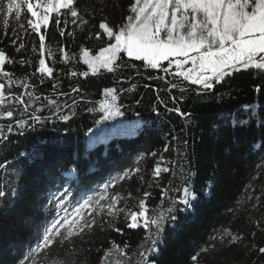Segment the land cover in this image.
Segmentation results:
<instances>
[{
  "label": "trees",
  "instance_id": "trees-1",
  "mask_svg": "<svg viewBox=\"0 0 264 264\" xmlns=\"http://www.w3.org/2000/svg\"><path fill=\"white\" fill-rule=\"evenodd\" d=\"M128 2L74 0L86 18L108 19L112 24L120 22L122 13L127 14ZM102 5L106 7L101 13ZM94 11L96 17L92 15ZM67 30L76 32L75 39L61 38L50 22L53 35L47 38L46 44L51 57L46 65L53 68L52 78L41 82L39 73L32 75L38 66V52L32 51L34 46L38 48L39 38H32L35 34L22 37L27 45L23 58L31 63L5 65L4 70L11 72L14 79H26L35 86L27 91L40 98L32 107L45 105L44 115L49 114L48 99L61 105L65 101L71 104L75 99L78 107L72 109L77 114L70 121L56 120L24 136L8 133V125L23 118L20 111L14 118L0 117V133L8 136V140L0 139V165L7 161L6 167H0V190L7 193L6 198H0V264H18L28 248L42 240L45 222L55 215V209L48 203L49 190L68 185L62 171L73 166L78 169L74 173L77 179L70 182L73 193L78 192V182L86 180L91 190L85 199H98L110 175L129 168L140 169L131 179L119 181L108 193H120L122 199L118 206L136 210L143 193L149 192L145 200L149 214L163 213L167 217L159 253L154 257L156 264H193V255H198L200 264H264V254L258 251L264 246V227L257 225V222L264 225V81L256 74L257 70H252L251 75L245 71L234 73L226 78L223 86L217 85L204 94H197L194 89L198 86L182 77L143 69V62L139 61L132 62L141 66L139 76L135 68L125 67L115 74L89 76L85 82L84 78L70 76L69 72L87 71V66L79 60L80 47L94 55L102 42L74 25L69 24ZM95 31H102L98 23ZM11 34L7 32L9 37ZM61 46L67 56L59 51ZM0 49L10 57L21 56L5 39L2 21ZM162 63L167 67L166 61ZM171 71H175L174 66ZM149 75L164 79H149ZM0 82L5 84L6 96L10 92L19 95L26 91L16 84L9 85L3 77ZM54 82L59 85L56 90L52 87ZM169 82L179 87L170 88ZM83 83L87 84V91L82 89L80 95L71 92L72 87ZM132 85H135L133 91H122ZM104 87L117 90V104L123 115L97 124L103 113L88 109H99L104 100ZM60 92L70 95L60 96ZM157 95L169 108L180 107L187 115L168 112L156 103ZM173 96L177 98L176 103ZM136 99L141 103L136 104ZM24 100H28L27 95ZM154 106L158 112L152 110ZM3 107L6 109L9 105ZM138 121L143 127L135 135L128 134L130 126ZM90 129L96 134L92 140ZM173 136L177 139H172ZM165 145H168L167 151ZM157 164L169 171L154 175ZM185 188L191 205L187 210L182 203ZM14 189L15 197L12 196ZM256 197H260L259 204ZM75 199L79 200L80 196L77 194ZM172 206L176 210L169 213ZM89 210L83 209L85 213ZM72 211L69 205V212ZM117 227L123 231L97 229L90 233L83 247L77 240V259L84 264H138L140 246H151V241L146 239L148 231L144 227L124 228L122 215ZM225 229L240 235L242 243L225 245L218 238L212 239ZM125 244L129 247L125 248ZM39 258L46 264H62L68 256L57 245L55 251L47 256L42 252Z\"/></svg>",
  "mask_w": 264,
  "mask_h": 264
},
{
  "label": "snow or ice",
  "instance_id": "snow-or-ice-1",
  "mask_svg": "<svg viewBox=\"0 0 264 264\" xmlns=\"http://www.w3.org/2000/svg\"><path fill=\"white\" fill-rule=\"evenodd\" d=\"M105 7L106 5L101 6V13ZM92 15L96 17L97 14L94 11ZM0 21L5 29V39L9 40L15 51L21 54L17 59L0 49V77L5 78L9 85L16 84L17 87L26 90L19 95L10 92L6 96L5 84L0 82V117L6 115L8 118H14L17 111H20L23 117L16 119L14 124L8 125L9 135L24 136L56 120L68 122L77 114L72 111L78 107L75 99H72L71 104L65 101L62 105L48 99L49 114L44 115L45 105L32 107L40 98L33 92L27 91L35 86L30 85L26 79H14L11 72L4 70L5 65L19 63L23 66L31 63L30 60L23 58L22 53L27 51V45L22 37L35 34L32 38H39L38 48L34 46L32 51L38 52V66L32 75L39 73L41 82L45 78L53 77V68L46 65V60L51 57L50 47L46 44L47 38L53 35L50 31V22L61 38L67 36L75 39L76 32L67 30L68 25L71 24L81 32L87 31L90 36L94 35L102 42L98 52L91 56L84 47H80L79 60L87 66V71L69 72L70 76H80L85 82L89 76L115 74L125 67L135 68L136 75L139 76L141 66L132 63L133 61L143 62L142 67L146 70H159L165 76L172 75L174 78L182 77L191 85L198 86L194 89L197 94L210 92L217 85L223 86L227 82L226 78L242 71L251 75L252 70H257L256 74L264 81V0H129L127 14L122 13L118 24H112L108 19L86 18L75 6L74 0H0ZM97 23L99 30L102 31H95ZM8 31H11V37L7 35ZM59 51L65 53L64 47L61 46ZM165 61L167 67L162 63ZM186 65L190 67L186 69ZM173 66L174 72L171 71ZM148 78L164 79L151 75ZM52 87L56 90L59 85L54 82ZM177 87L179 85L170 83V88ZM134 88L135 85H132L122 91L131 92ZM82 89L87 91L86 83L72 87L71 92L80 95ZM153 91L159 92V89ZM103 94L104 100L99 109H88L89 112L103 113L96 121L97 124L123 115L120 105L117 104V90L113 87H104ZM25 95L28 96L27 101L24 100ZM59 95L70 94L60 92ZM176 99L175 96L172 97L173 103H176ZM135 103L140 104L141 100L136 99ZM156 103L163 105L168 112L175 111L180 116L187 115L180 107L169 108L159 95L156 97ZM5 104L9 105L6 109L3 107ZM152 110L158 112L155 106ZM142 127V123L138 121L130 126L128 134L135 135ZM89 132L91 133L89 139H94L96 134L92 133L91 129ZM0 139L8 140V136L0 133ZM172 139L175 140L177 137L173 136ZM184 143L187 144V141ZM167 150L168 145H165V151ZM152 155L155 156L156 153ZM6 166L7 161L0 165V167ZM161 171L168 172L169 168L162 169L157 164L154 175L158 176ZM76 172L78 169L75 166L71 170L62 171L69 184L54 191L49 190L48 203L55 209V215L45 222L42 240H39L35 246H30L19 259L18 264H46L45 260L39 258V254L43 252V255L47 256L55 251L57 245L62 246L68 256L62 264H84L76 257L77 240L83 247L86 237L90 233H95L97 229L122 232L123 229L117 227V220L121 215L124 228L144 227L148 231L146 239L151 241V246L143 244L140 246L138 264H156L154 257L159 253L167 217L163 213L149 214L145 203L150 196L149 192L143 193L144 198L138 201L136 210L118 206L122 199L120 193H108V190L119 181L131 179L135 173L140 172V169L129 168L114 176L110 175L104 183L105 191L99 193L98 199L95 197L85 199L91 189L83 179L78 182V192L73 193L70 182L77 179L74 175ZM77 194L80 196L79 200L75 199ZM15 195L14 189L12 196ZM6 197V191L0 190V198ZM191 198L194 200L195 195L193 194ZM182 203L185 206L184 210L191 207L187 188ZM256 203H260V197H256ZM69 205L73 208L72 212H69ZM85 207L90 209L87 213L83 211ZM253 207L256 205L254 204ZM175 210L174 206L168 209L169 213ZM171 220L174 227L176 217L171 216ZM257 225L264 227L259 222ZM217 238L225 245L242 243L240 235L226 229L212 237L213 240ZM113 247H115L114 241ZM124 247L127 248L129 245L125 244ZM212 247L215 245L213 244ZM258 251L264 254V246L259 247ZM191 260L193 264H200L198 255H193Z\"/></svg>",
  "mask_w": 264,
  "mask_h": 264
},
{
  "label": "rangeland",
  "instance_id": "rangeland-1",
  "mask_svg": "<svg viewBox=\"0 0 264 264\" xmlns=\"http://www.w3.org/2000/svg\"><path fill=\"white\" fill-rule=\"evenodd\" d=\"M91 56V55H90ZM189 67H190V65H189Z\"/></svg>",
  "mask_w": 264,
  "mask_h": 264
}]
</instances>
